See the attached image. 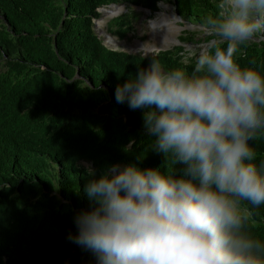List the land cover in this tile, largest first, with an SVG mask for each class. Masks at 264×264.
I'll return each mask as SVG.
<instances>
[{
    "label": "clouds",
    "instance_id": "1",
    "mask_svg": "<svg viewBox=\"0 0 264 264\" xmlns=\"http://www.w3.org/2000/svg\"><path fill=\"white\" fill-rule=\"evenodd\" d=\"M166 3L157 1L154 10L119 0L100 4L90 17V31L106 50L139 55L99 41L92 29L99 10L125 7L105 24L110 20L107 27L116 29L114 22L127 18L130 29L122 37L102 30L125 41L131 30L124 14L128 8L157 15ZM171 8L179 33L195 26L210 42L192 52L191 72L166 70L154 58L116 87L115 99L132 110L144 109L143 127L156 138L154 150L182 165V171L113 165L97 177L90 161H78L90 177L84 191L91 207L75 217L78 234L70 239L92 252L96 264H264V239L252 231L255 210L264 206V160L256 163L253 147L264 139V72L238 61L244 47L264 39V0H215L214 12L201 25ZM0 20L4 23L1 15ZM178 39L139 56L183 51ZM183 57L185 63L190 59ZM97 88L109 93L102 83Z\"/></svg>",
    "mask_w": 264,
    "mask_h": 264
},
{
    "label": "trees",
    "instance_id": "2",
    "mask_svg": "<svg viewBox=\"0 0 264 264\" xmlns=\"http://www.w3.org/2000/svg\"><path fill=\"white\" fill-rule=\"evenodd\" d=\"M110 1L0 0V264H96L70 239L78 234L75 217L91 207L84 191L90 177L78 161H90L97 177L113 165L182 171L154 150L144 109L117 103L115 89L154 58L166 70L189 72L195 60L183 62L181 47L152 58L104 49L90 17ZM119 1L154 10L160 0ZM161 1L196 25L215 10V0ZM113 25L119 37L130 29L127 18ZM238 61L264 72V41L244 47ZM253 147L259 164L264 139ZM255 219L252 231L264 239V206Z\"/></svg>",
    "mask_w": 264,
    "mask_h": 264
},
{
    "label": "rangeland",
    "instance_id": "3",
    "mask_svg": "<svg viewBox=\"0 0 264 264\" xmlns=\"http://www.w3.org/2000/svg\"><path fill=\"white\" fill-rule=\"evenodd\" d=\"M166 4L167 5H161L160 9L159 8L157 9V11L159 10L157 15H156V12L148 14L146 11L136 9L134 7L128 8L127 12L124 14H126L128 16V18L130 19L131 30L129 32H127L126 36L122 40H125L126 43H128V44H133L136 41L145 44L149 40L148 39V31H149L148 25L150 24V21H152L156 18L155 15L158 16L159 13H161L163 11H165V12H167V14H169L168 10L171 8L172 5L169 3H166ZM124 8H125L124 6L121 7V6L117 5L115 7L110 8L109 10H106L105 13H111V14L114 13V16H117L118 14H120L121 12L124 11ZM98 17H100V16H98ZM107 23L103 26H98L96 24V21H94V23L92 25V29H93L95 35L98 37L99 41L102 43L105 42L106 46L108 47L107 39L105 38V36L103 37L102 30H106V32L109 31L110 33H114V34H116V33L114 32L115 31L114 28L109 29L107 27ZM174 25H176V27H178L177 25H181V24H178L176 22ZM157 26H158V28H155V29L158 31H161V29H163V28L165 29V27L167 26V22L165 24H157ZM178 35H177V39L181 38V37H185V36L190 38V41L180 42L181 45L183 46V51H182V55H184L183 59L190 57V58H194V60H195V57L192 55V52H194V51L199 52V50L201 48H203L207 43L210 42V40L206 41V37L208 35L203 33L201 31V28H197L195 26H193V28L188 29V31H186L184 33H182V31L180 33L178 32ZM259 40L264 41L263 37H258L254 41H259ZM128 51H130V50H128ZM136 54L140 55L142 53H136ZM81 164H83L86 167L88 166L85 163H81ZM120 167H123V166H120Z\"/></svg>",
    "mask_w": 264,
    "mask_h": 264
},
{
    "label": "bare ground",
    "instance_id": "4",
    "mask_svg": "<svg viewBox=\"0 0 264 264\" xmlns=\"http://www.w3.org/2000/svg\"><path fill=\"white\" fill-rule=\"evenodd\" d=\"M111 6V7H110ZM117 5H109L107 7H115ZM103 7V8H107ZM122 7V6H121ZM161 7V6H160ZM102 8V9H103ZM110 8H107L105 10H102L100 12V17L96 20V24L101 26L104 25L106 20L114 17V13H105L106 10H109ZM169 14L167 12L163 11L159 13L158 16L152 21H150V26L148 25V41L143 44L138 41L134 42L133 44H128L126 41H118L114 37L107 34L105 31H103V35L107 39L108 47H111L113 49L122 48L126 50H130L131 52H137L141 51L143 54H148L153 51L159 50V49H166L172 46V43L176 40L179 27H176L174 25L177 20V16L172 11V8L169 10ZM173 12V13H172ZM167 22V26L165 29H161V31L156 30L155 28H158L157 24H165Z\"/></svg>",
    "mask_w": 264,
    "mask_h": 264
},
{
    "label": "water",
    "instance_id": "5",
    "mask_svg": "<svg viewBox=\"0 0 264 264\" xmlns=\"http://www.w3.org/2000/svg\"><path fill=\"white\" fill-rule=\"evenodd\" d=\"M181 28H182V27H181ZM181 28H180V29H181Z\"/></svg>",
    "mask_w": 264,
    "mask_h": 264
}]
</instances>
